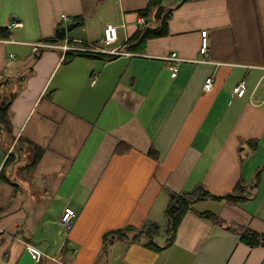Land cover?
<instances>
[{
  "label": "crops",
  "instance_id": "1",
  "mask_svg": "<svg viewBox=\"0 0 264 264\" xmlns=\"http://www.w3.org/2000/svg\"><path fill=\"white\" fill-rule=\"evenodd\" d=\"M150 2L0 0L11 34L0 38V94L15 95L22 148L6 165L0 139V264H264V247L197 214L264 234V0H166L168 35L140 42L159 28ZM70 23L72 46L108 40L124 54L64 55L52 46ZM201 187L210 196L174 236L141 232L168 226L173 200ZM239 187L246 199L232 202ZM201 201L214 209H194Z\"/></svg>",
  "mask_w": 264,
  "mask_h": 264
},
{
  "label": "trees",
  "instance_id": "2",
  "mask_svg": "<svg viewBox=\"0 0 264 264\" xmlns=\"http://www.w3.org/2000/svg\"><path fill=\"white\" fill-rule=\"evenodd\" d=\"M166 0H151L148 11L153 8L157 7L158 9V23L159 28L153 30L149 28H145L143 31L139 33L140 42H143L147 40L148 38L152 37H164L168 35V15L170 13L169 10H165V8L162 6L163 3ZM148 12L141 13V15L145 16ZM74 21H76L79 25L83 24L82 18H75ZM11 36L8 28H2L0 27V38L1 39H9ZM5 82H1L0 86L4 85ZM15 95L10 94H0V139L3 147L5 150H9L12 148V151L6 161V165L10 164L13 165L17 161L16 151L13 148L14 142L20 147L21 139H17L13 133V124L11 120V105L14 100ZM250 144H253L252 147L256 148L258 145L257 141L251 142ZM2 173V172H1ZM237 196L231 195L229 199L232 202H239L243 199H246L245 197H239V194L243 192L241 188L239 187L237 189ZM241 192V193H240ZM210 196L209 192H207L204 188H198L196 191L192 193H186L183 196L176 197L168 211V230L167 232L170 235H175L176 229L181 221V219L184 217L185 214H187L192 209V205L196 203L197 201L204 199L206 197ZM201 218L208 219L212 221L215 224H219L221 226H225L227 229L235 233L240 237V240L245 245L251 247V248H257V247H264V234L257 233L255 231L250 230L249 228H245L242 226H234L231 224H225L217 215L210 213V212H202L197 213ZM145 231V234L148 237H154V235L158 234V227L157 226H149L147 228H144L141 232Z\"/></svg>",
  "mask_w": 264,
  "mask_h": 264
},
{
  "label": "built area",
  "instance_id": "3",
  "mask_svg": "<svg viewBox=\"0 0 264 264\" xmlns=\"http://www.w3.org/2000/svg\"><path fill=\"white\" fill-rule=\"evenodd\" d=\"M65 21H67V18H64ZM139 26L143 28L146 25V20L144 18H141L139 20ZM22 23L18 21H14L9 28L13 27H21ZM110 45V42L107 40L102 46H95V45H90V46H72L71 42L67 39L63 41L62 45L58 46H52L53 48H57L62 50L63 54L66 55L69 52H75V53H86V54H93V55H99V54H110V55H123V52L117 51V50H107V47ZM208 50V38H207V32L202 33V48H201V53L202 54H207ZM168 59L174 60L176 63L170 68L171 71V76L175 77L177 75L178 71V66L179 62L181 59L177 58L176 54H172ZM95 84V82L92 83V85ZM214 85V78L209 77L207 78L205 85H204V90L205 92H210L213 89ZM245 94V84L244 81L241 82L238 87H237V97H242ZM76 217L75 211L68 207L64 210L60 223L62 227L65 229V231H70L73 226H74V218ZM27 248L33 252V259L38 258L39 251L34 248L30 244H26ZM46 256V255H45Z\"/></svg>",
  "mask_w": 264,
  "mask_h": 264
},
{
  "label": "water",
  "instance_id": "4",
  "mask_svg": "<svg viewBox=\"0 0 264 264\" xmlns=\"http://www.w3.org/2000/svg\"><path fill=\"white\" fill-rule=\"evenodd\" d=\"M76 25H77L76 23H70L67 26L58 28L56 30V39L59 41H64L66 39L67 34L70 33L76 27ZM14 149L16 151L17 158L19 161L21 159L20 148L17 144H14Z\"/></svg>",
  "mask_w": 264,
  "mask_h": 264
},
{
  "label": "rangeland",
  "instance_id": "5",
  "mask_svg": "<svg viewBox=\"0 0 264 264\" xmlns=\"http://www.w3.org/2000/svg\"><path fill=\"white\" fill-rule=\"evenodd\" d=\"M214 207H215V205H214V203H212V202H210V203H206V202H204V201H201V202H199V203H197L195 206H194V209H196V210H198V211H204V210H206V209H214ZM158 227V233H160V231L161 230H163V231H161V232H163V233H165L166 232V230H168L169 228H168V226H157Z\"/></svg>",
  "mask_w": 264,
  "mask_h": 264
}]
</instances>
